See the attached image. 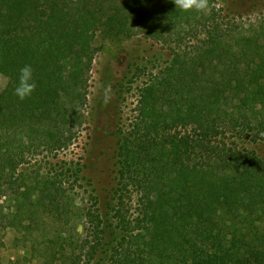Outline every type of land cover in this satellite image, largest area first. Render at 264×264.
<instances>
[{"label":"trees","instance_id":"16d2710c","mask_svg":"<svg viewBox=\"0 0 264 264\" xmlns=\"http://www.w3.org/2000/svg\"><path fill=\"white\" fill-rule=\"evenodd\" d=\"M215 17L213 7L182 12L173 0H0V72L9 78L0 180L17 198H26L25 176L11 174L32 141L59 150L73 135L98 25L177 49L140 88L118 146L110 212L120 235L105 264H264V157L231 142L264 137V23L233 31ZM25 65L37 88L21 101L14 88ZM88 215L94 253L104 230L99 213Z\"/></svg>","mask_w":264,"mask_h":264},{"label":"rangeland","instance_id":"374dc122","mask_svg":"<svg viewBox=\"0 0 264 264\" xmlns=\"http://www.w3.org/2000/svg\"><path fill=\"white\" fill-rule=\"evenodd\" d=\"M212 7L213 21L233 31L264 23V0H210ZM194 41L191 38L181 46ZM92 48L86 100L77 104L81 115L73 120L68 145L46 151L41 140L32 141L35 147L26 152L27 160L11 174L12 180L24 174L27 188L20 190H25L26 198H17L15 185L0 180L6 188L0 196V264H105L109 246L120 235L110 212L118 146L136 116L140 88L171 61L177 49L140 33L112 35L102 24L95 28ZM8 81L0 72V91ZM109 84L112 99L105 105L102 86ZM231 142L264 157V137ZM89 211L100 214L104 230V245L94 253L89 251L93 231Z\"/></svg>","mask_w":264,"mask_h":264},{"label":"clouds","instance_id":"9594fccd","mask_svg":"<svg viewBox=\"0 0 264 264\" xmlns=\"http://www.w3.org/2000/svg\"><path fill=\"white\" fill-rule=\"evenodd\" d=\"M176 8L182 12H196L208 14L210 11V0H173ZM103 87V100L106 105L111 102L112 88L111 85ZM37 88L34 79V71L31 65H25L19 70L18 83L14 88V94L21 100L28 99L32 96Z\"/></svg>","mask_w":264,"mask_h":264}]
</instances>
